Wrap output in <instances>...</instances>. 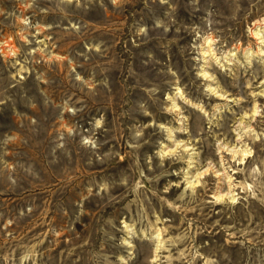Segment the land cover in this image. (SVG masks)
Masks as SVG:
<instances>
[{"label":"rangeland","instance_id":"374dc122","mask_svg":"<svg viewBox=\"0 0 264 264\" xmlns=\"http://www.w3.org/2000/svg\"><path fill=\"white\" fill-rule=\"evenodd\" d=\"M0 264H264V0H0Z\"/></svg>","mask_w":264,"mask_h":264}]
</instances>
